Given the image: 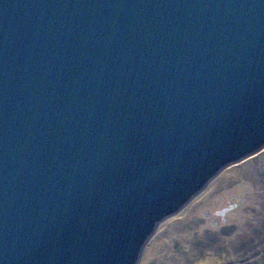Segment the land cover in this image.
I'll return each instance as SVG.
<instances>
[{"label": "water", "instance_id": "95a60500", "mask_svg": "<svg viewBox=\"0 0 264 264\" xmlns=\"http://www.w3.org/2000/svg\"><path fill=\"white\" fill-rule=\"evenodd\" d=\"M264 150V0H0V264H140Z\"/></svg>", "mask_w": 264, "mask_h": 264}, {"label": "rangeland", "instance_id": "374dc122", "mask_svg": "<svg viewBox=\"0 0 264 264\" xmlns=\"http://www.w3.org/2000/svg\"><path fill=\"white\" fill-rule=\"evenodd\" d=\"M257 246L264 249V150L161 224L140 264H240Z\"/></svg>", "mask_w": 264, "mask_h": 264}, {"label": "trees", "instance_id": "16d2710c", "mask_svg": "<svg viewBox=\"0 0 264 264\" xmlns=\"http://www.w3.org/2000/svg\"><path fill=\"white\" fill-rule=\"evenodd\" d=\"M253 242L256 244L257 240L253 239ZM240 264H264V249L257 246L255 252Z\"/></svg>", "mask_w": 264, "mask_h": 264}]
</instances>
